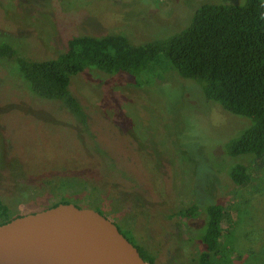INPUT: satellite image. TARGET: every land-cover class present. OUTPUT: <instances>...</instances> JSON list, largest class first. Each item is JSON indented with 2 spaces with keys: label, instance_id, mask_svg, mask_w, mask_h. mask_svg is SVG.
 <instances>
[{
  "label": "rangeland",
  "instance_id": "374dc122",
  "mask_svg": "<svg viewBox=\"0 0 264 264\" xmlns=\"http://www.w3.org/2000/svg\"><path fill=\"white\" fill-rule=\"evenodd\" d=\"M243 1L0 0V43L34 59L56 56L76 35L115 33L139 44L183 29L201 4ZM69 88L86 125L60 101L34 95L16 63L0 55V197L14 214L63 195L99 207L155 264H193L204 214L190 220L176 212L193 201L195 187L199 199L225 205L224 245L234 264H264V156L227 152L248 118L208 101L173 70L135 87L122 75L87 69ZM236 162L250 173L242 185L227 174ZM78 181L84 188L72 189Z\"/></svg>",
  "mask_w": 264,
  "mask_h": 264
},
{
  "label": "trees",
  "instance_id": "16d2710c",
  "mask_svg": "<svg viewBox=\"0 0 264 264\" xmlns=\"http://www.w3.org/2000/svg\"><path fill=\"white\" fill-rule=\"evenodd\" d=\"M0 55L16 63L34 95L60 101L81 125H86L87 115L69 88L72 77L78 73L95 69L122 75L130 85L142 87L173 70L180 78L196 82L208 101L248 118L247 127L228 142L229 155H252L256 161L264 156V0L201 4L183 29L139 44L131 43L122 34H84L68 38L65 50L51 58H30L10 43H0ZM227 174L235 185H242L250 178L248 167L240 162L230 166ZM77 183L78 187L72 189L84 188L82 182ZM193 189L196 192L193 201L176 212L190 220L204 214L203 223L195 233L199 251L193 264H234L231 246L224 245L225 205L219 201H203L199 199L201 189ZM62 197L50 206L71 202ZM19 215L0 197V223ZM121 232L148 264H155L152 255L126 231ZM248 234L254 235V232ZM229 235L228 240L233 239V228Z\"/></svg>",
  "mask_w": 264,
  "mask_h": 264
},
{
  "label": "water",
  "instance_id": "95a60500",
  "mask_svg": "<svg viewBox=\"0 0 264 264\" xmlns=\"http://www.w3.org/2000/svg\"><path fill=\"white\" fill-rule=\"evenodd\" d=\"M0 264H148L99 211L59 202L0 223Z\"/></svg>",
  "mask_w": 264,
  "mask_h": 264
},
{
  "label": "flooded vegetation",
  "instance_id": "af4514ba",
  "mask_svg": "<svg viewBox=\"0 0 264 264\" xmlns=\"http://www.w3.org/2000/svg\"><path fill=\"white\" fill-rule=\"evenodd\" d=\"M74 204L78 205L77 203H74ZM79 206H81V205H79ZM83 207H90V208H93V209L99 211L100 213L104 214V213L101 211V209H100L99 207H97V206L95 207V206H87V205H85V206H83ZM113 222H114V223L118 226V228L121 230L120 226H119L115 221H113Z\"/></svg>",
  "mask_w": 264,
  "mask_h": 264
}]
</instances>
